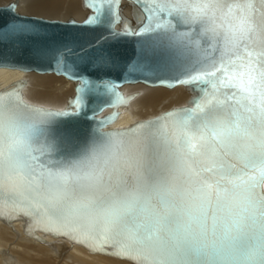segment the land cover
<instances>
[{
    "label": "snow or ice",
    "instance_id": "snow-or-ice-1",
    "mask_svg": "<svg viewBox=\"0 0 264 264\" xmlns=\"http://www.w3.org/2000/svg\"><path fill=\"white\" fill-rule=\"evenodd\" d=\"M219 2L152 0L155 7L149 9L153 16L165 13L175 23L173 19L161 20L148 26L146 31L156 33L174 46L188 48L193 55H196L198 41L178 31L177 25L199 22L203 32H211L215 38L219 35L214 27L218 14L231 16L236 22L221 25L225 29L222 38L237 50L243 47L247 53V58L237 56L240 64L230 62L231 72L229 66L212 64L199 69L193 66L194 70L187 73L189 83L211 84L212 89L217 90V82L208 77L222 71L224 78H218L220 85L230 86L236 82L234 86L247 93L244 99L248 106L244 110L250 115L241 116L238 110H233L232 118L221 119L217 109L223 108L226 99L215 94L209 96L206 88L202 89L205 96L194 101V108L170 114L177 117L181 127L210 131L213 141L208 143L203 136L187 135L177 142L166 133L161 134L169 166L182 178L179 183L157 173L150 184L142 185L135 194L117 196L113 193L103 200L93 199L94 193L105 186L107 165L119 153L122 142L109 135L94 141L92 148L78 159L51 161L54 168L49 167L48 162L40 163L41 156L54 150L48 126L55 118L73 113L37 108L22 113L11 103L6 105L0 97V189L5 179L19 180L38 195V190L43 189L46 207L34 199H29L26 205L21 202V210L26 215L39 216L43 207V214L49 220L93 230L114 227L120 232L126 231L139 245L133 258L143 257L150 264H264V196L255 192L257 186L264 183V59H261L264 51L258 52L255 59L253 53L247 52V44L254 36L264 33V25L255 21L257 0H244V7L235 5L240 8L238 17L232 4L222 10L216 6ZM258 2L264 6V0ZM102 16L98 10L88 23L100 24ZM20 31L31 29L22 26ZM62 62L63 54L57 58V63ZM73 103L81 108L86 106L82 97ZM197 113L199 118H195ZM200 149L216 158L211 167L193 166L199 164L196 157L201 155ZM228 155H234L243 167L227 164L225 168L224 157ZM101 158L105 167L99 166ZM217 171L221 173L220 180L224 179L225 172L234 179L230 180L231 188L221 185L220 180L215 181L217 198L213 201L210 193L214 185L203 174L215 175ZM237 188H242L245 194L244 203L239 211H234L230 200ZM70 193L75 195L71 206L58 207L60 199ZM10 199L15 202V190Z\"/></svg>",
    "mask_w": 264,
    "mask_h": 264
},
{
    "label": "water",
    "instance_id": "water-1",
    "mask_svg": "<svg viewBox=\"0 0 264 264\" xmlns=\"http://www.w3.org/2000/svg\"><path fill=\"white\" fill-rule=\"evenodd\" d=\"M81 3L86 12L85 17L82 20L71 17L66 21L19 14L18 1L0 6V36L3 37L0 39V68L17 70L22 75L30 72L54 74L75 85L73 95L62 109L28 102L25 99L27 81L23 76L11 85L0 87V97L6 105L11 103L22 113H28L29 108L73 113L55 118V122L48 126L49 140L53 141L54 150L47 156H41L40 163L48 162L49 167L54 168L51 161L78 159L92 148L94 141H101L109 135L122 142L119 153L107 165L105 186L94 193L93 199L103 200L113 193L117 196L135 194L142 185L150 184L152 176L157 173L168 175L179 183L182 178L169 166L161 134L166 133L177 142L183 141L187 135L203 136L208 143L213 141L210 131L181 127L177 117L170 114L194 108V101L205 96L202 89L206 88L209 96L215 94L220 99H226L223 108L217 109L221 119L232 118L233 110H238L241 116L250 115L244 110L248 106V101L244 99L247 93L234 86L236 82L230 86L220 85L218 78H224L222 71L216 72L215 77H208L217 82V90H213L211 84L189 83L187 78V73L194 70L193 66L199 69L201 66L215 64L220 67L223 64L229 66L231 72L230 62L238 65L241 61L237 56L247 58L243 47L237 50L222 38L225 29L221 25L234 24L236 21L231 16L218 14L214 27L219 35L215 38L211 32L204 33L199 22L177 25L178 31L186 32L191 39L198 41L196 55H193L188 48L174 46L156 33L146 31L148 26L158 21L173 19L165 13L153 16L149 10L155 7L152 0H81ZM229 4L234 6L237 17L240 8L235 5L245 6L244 0H220L216 6L226 10ZM255 7L258 9L255 21L258 25H264V6L257 0ZM98 10L103 13L102 23H88ZM22 26L31 31L21 32ZM260 37H264V33L254 36L247 44V52L253 53V59L258 52L264 51V39ZM61 54L63 62L57 63ZM136 84L168 90L183 88L189 99L185 105L119 127L117 123L122 113L128 111L131 102L138 96V92L128 93L124 87ZM79 97L83 98L85 107L73 103ZM199 115L197 113L195 118H199ZM165 117L167 119H163ZM101 121L104 123L101 124ZM117 133L125 135H114ZM200 152L201 155L196 157L199 164L193 166L211 167L216 158L205 154L203 149ZM224 161L225 168L227 164L243 167L234 155L224 157ZM99 166L105 167L103 158ZM203 175L214 185L210 196L215 201V181L220 180L221 173L217 171L215 175ZM233 179L225 172L224 179L220 180L221 185L231 188L230 180ZM13 190L15 202L10 199ZM38 191L40 195L29 190L19 180L10 182L5 179L0 189V221L8 225L20 223L28 236L42 243L50 237L82 246L92 254L110 256L132 264H150L143 257L133 258L136 257L134 250L139 245L126 231L120 232L114 227L93 230L65 224L64 221L49 220L43 214V207L39 216L26 215L21 210V202L26 205L29 199H34L46 207L42 199L46 193L43 189ZM255 192L264 196V183L259 184ZM244 195L242 188L235 189V195L230 200L234 211L243 207ZM74 199L75 195L70 193L67 198H61L57 206L70 207Z\"/></svg>",
    "mask_w": 264,
    "mask_h": 264
},
{
    "label": "bare ground",
    "instance_id": "bare-ground-1",
    "mask_svg": "<svg viewBox=\"0 0 264 264\" xmlns=\"http://www.w3.org/2000/svg\"><path fill=\"white\" fill-rule=\"evenodd\" d=\"M6 1L8 4L18 1L17 12L22 15H27L19 12V10H23V5L21 6L23 1L26 6L28 5L33 9L59 14L65 13V17L68 16V18L73 16L75 19L82 20L86 15L81 0ZM63 20L66 21V18ZM21 76L27 81L25 99L30 103L44 107L53 105L55 108L62 109L67 99L73 95L75 85L68 80L55 78L54 74L30 72L22 75V72L5 68H0V87L11 85ZM142 85L124 87L128 93L138 92V96L131 102L128 111L122 113L117 126H127L135 121L155 117L173 107L185 105L189 99V95L183 88L168 91L163 88H148L149 86ZM0 264H132V262L92 254L82 246L72 245L69 242L50 237L47 238V242L42 243L40 240L28 236L20 223L8 225L0 221Z\"/></svg>",
    "mask_w": 264,
    "mask_h": 264
},
{
    "label": "rangeland",
    "instance_id": "rangeland-1",
    "mask_svg": "<svg viewBox=\"0 0 264 264\" xmlns=\"http://www.w3.org/2000/svg\"><path fill=\"white\" fill-rule=\"evenodd\" d=\"M5 3L8 4V1H6V0H0V6L6 5ZM21 6L23 7V10H19L18 9L19 12H23L24 14H27V15H35V16H41V17H46L47 16L46 18H49V19H59V20H63L65 18H66V20H68V19L71 18V17L68 18V16L65 17L66 16L65 13L59 14V13H52V12H46V11H42V10H38V9H33V8L29 7L28 5L26 6L25 3H24V1H23V3L21 2ZM51 76H53V75H51ZM55 78L64 79L62 77L60 78V77H56V76H55ZM142 86H144V85H142ZM145 87H147V86H145ZM148 88H150V87H148ZM163 89H165V88H163ZM166 90H168V89H166ZM168 91H172V90H168ZM45 106H47V105H45ZM173 106H176V105H173ZM50 107L55 108L53 105H51Z\"/></svg>",
    "mask_w": 264,
    "mask_h": 264
}]
</instances>
